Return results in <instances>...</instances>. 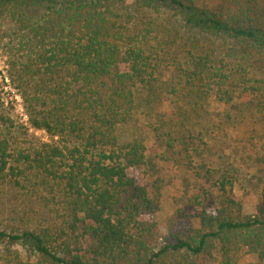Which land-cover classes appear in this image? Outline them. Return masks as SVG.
<instances>
[{"label":"trees","instance_id":"obj_1","mask_svg":"<svg viewBox=\"0 0 264 264\" xmlns=\"http://www.w3.org/2000/svg\"><path fill=\"white\" fill-rule=\"evenodd\" d=\"M125 3L0 0L4 76L26 118L17 123L0 103V181L24 189L31 174L47 195H40L45 206L31 210L42 220L34 226L0 223V256L25 264L21 247L35 264H198L216 253L214 264H240L245 249L255 256L247 264H264V204L244 214L222 172H196L203 183L214 178L218 205L184 194L176 202L201 206L198 226L161 237L151 218L160 208V177L150 188L144 184L153 165L143 137L122 142L117 133L135 118L138 90L147 101L187 106V115L201 116L213 96L225 107L248 105L264 116V83L250 75L264 57V0H225L219 10L195 0H131L129 12L121 13ZM163 6L231 44L220 54L199 36L188 38L185 66L177 67L182 83L163 84L159 24L133 15ZM29 128L48 141L31 137L27 146H13L15 135ZM200 133L178 131L188 159L189 142L193 153L203 144ZM202 195L206 199L207 191Z\"/></svg>","mask_w":264,"mask_h":264},{"label":"rangeland","instance_id":"obj_2","mask_svg":"<svg viewBox=\"0 0 264 264\" xmlns=\"http://www.w3.org/2000/svg\"><path fill=\"white\" fill-rule=\"evenodd\" d=\"M130 3L131 0H126L127 8L120 12H129L132 6ZM195 3L214 10H219L226 4L225 0H195ZM133 15L140 16L147 23L155 19L159 24L156 36L164 46L159 55L165 85L182 83L178 80L180 72L177 67L185 66L183 51L191 36H199L202 45L212 48L215 53L221 54L223 46L231 45L229 40L221 36L207 35L191 27L174 7L163 6L156 11ZM261 59L250 68V75L264 83V57ZM4 60L5 56L0 52V67ZM136 99L134 120L118 126L117 133L122 142L137 136L143 137L145 153L153 165L152 168L145 167L144 184L150 188L153 178L160 177V208L151 218L157 222L161 237L169 232L198 226L196 215L201 206L176 202L184 194L190 197L196 195L203 206L218 205V192L212 186L214 178L203 183L204 180L196 176L197 170H201L200 175L205 173V169L213 171V177L221 172L228 175L232 181L233 194L241 203L244 214H254L257 207L264 204V116L256 115L248 105L225 107L213 96L205 105L206 112H201V116L187 115L186 112H191L187 106L178 109L168 101H147L144 91L138 90ZM0 103L12 113L17 123H24L25 116L21 111L20 100L15 97V90L9 86V82L1 77ZM156 127L161 130L156 131ZM178 131L186 134L191 132L194 135L201 131L203 144L194 153L190 150L193 143L189 142L190 146H187L190 162L182 151L183 145L179 141L181 138ZM166 132L176 140L164 136ZM31 137L34 140L48 141V136L43 131L29 128L26 135H15L13 146L25 147ZM37 183L38 179L31 174L29 180L22 183L24 189L0 181V223L30 227L42 221L31 211L36 206L47 204L43 198L40 199V195L47 196L46 191ZM203 190L207 191L206 199L202 195ZM36 212L39 213L38 210ZM19 250L25 264H35V257L29 251L21 247ZM216 257V253L213 258L202 257L198 264H214ZM238 262L254 263L255 256L243 249L239 253ZM0 264L12 263L0 256Z\"/></svg>","mask_w":264,"mask_h":264},{"label":"built area","instance_id":"obj_3","mask_svg":"<svg viewBox=\"0 0 264 264\" xmlns=\"http://www.w3.org/2000/svg\"><path fill=\"white\" fill-rule=\"evenodd\" d=\"M2 67H0V77L2 78L3 76H4V68H5V65H4V62L2 61ZM2 68H3V70H2ZM5 77V76H4ZM2 79H4L6 82H8V80H7V78L5 77V78H2ZM14 91V90H13ZM15 97H17L19 100H20V107H21V111H22V106H21V99H20V97L18 96V94H16L15 93ZM24 115V114H23ZM25 118V117H24ZM25 121H26V118L24 119V123H25Z\"/></svg>","mask_w":264,"mask_h":264}]
</instances>
